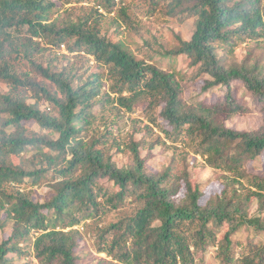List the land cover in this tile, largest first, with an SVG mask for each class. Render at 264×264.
Returning a JSON list of instances; mask_svg holds the SVG:
<instances>
[{"label": "trees", "instance_id": "1", "mask_svg": "<svg viewBox=\"0 0 264 264\" xmlns=\"http://www.w3.org/2000/svg\"><path fill=\"white\" fill-rule=\"evenodd\" d=\"M123 2L0 0V83L8 87L0 92V230H11L0 239V264H33L27 258L76 264L80 229L90 222L97 253L117 264H204L210 250L212 264H264V176L247 168L264 152V119L253 131L225 126L231 117L250 113L251 105L264 113V53H249L242 63L235 56L242 44L264 45V0L170 1L167 12H176L179 21L195 19V30L174 49L155 52L166 59L164 69L153 56L138 59L108 37V29L132 23L125 7L119 8L122 21L115 15ZM62 45L68 54L93 58L101 72L84 80L74 64L53 66L58 57L45 66L38 60ZM181 58L185 72L178 69ZM235 83L243 95H233ZM189 88L201 99L188 104ZM211 89L223 98L207 103ZM40 102L47 107L39 108ZM141 103L149 122H166L165 138L182 143L178 150L217 172L221 190L204 206L186 172L148 171L140 149L166 144L151 143L148 125L142 141L117 144L113 129L107 131L127 156L125 166H116L99 147L106 140L88 139L96 105L101 111L114 104L130 114ZM27 122L39 131H29ZM31 150L29 168L13 162ZM47 173L52 194L35 201L32 189ZM181 180L185 197L178 196ZM110 215L115 222L99 226Z\"/></svg>", "mask_w": 264, "mask_h": 264}, {"label": "rangeland", "instance_id": "2", "mask_svg": "<svg viewBox=\"0 0 264 264\" xmlns=\"http://www.w3.org/2000/svg\"><path fill=\"white\" fill-rule=\"evenodd\" d=\"M122 4H118L115 10V15L120 21L123 20L120 9L125 7L126 13L131 18V25L127 27L125 24L117 28V32L114 28L108 29V37L112 42L122 41L127 49L132 52L138 59L144 57L151 58L160 63L161 68L164 69L167 65L166 59L163 60L161 56H156L155 52L159 53L162 50L169 51L174 49L180 40L188 41L194 33L195 19H188L179 21L176 12L170 15L167 12V5L172 0H123ZM159 2L156 6L155 4ZM155 5V11L153 5ZM111 15L105 20L104 24H110ZM114 27V26H113ZM106 31V29L104 30ZM54 47L52 51H45L40 53L37 57L39 61H42L43 65L49 64V60L54 57H58L59 62L54 60L53 66H57L58 69L65 67L68 62L74 64L80 73L84 74V80L89 75L96 72H101V69L97 67V63L93 58L85 56L83 54H68L66 46ZM249 53H264V45H256L255 43H248L240 45L236 51L235 56L238 63H242L243 59H246ZM62 55H68V60H63L60 57ZM178 69L185 72L187 70L186 65L183 63V59H179ZM166 63V64H165ZM182 63V64H181ZM239 83L233 85V95L241 96L244 94V89L239 86ZM107 89L106 83L104 84V90ZM8 91V87L4 83H0V92L5 93ZM32 95L28 93V97ZM223 94L220 90L211 89L208 91L206 99L207 103H214L217 100H221ZM186 101L189 103L195 102L201 99L198 91L188 89L185 95ZM250 102L249 98H246ZM27 103H35L34 100L28 99ZM40 108L47 107L46 102H40L37 104ZM101 104L96 105L94 114H96V120L94 121L91 130L88 133V139L98 137L102 141L106 140L107 143L103 146L100 144V148H104L107 155L111 156V160L116 166H125L128 164V158L118 152V143H128L132 141H142L145 137L146 131L143 129L145 125L152 128L150 138L151 143H156L158 140L165 141V145L155 144L153 149L148 152L146 149L141 148V157L146 159V166L148 171L163 172L165 168L172 167L173 173L182 174L186 172L188 175V181L191 184V188L198 187L202 193L200 199V205L204 206L209 199L215 197L221 190L217 182V172L213 169L202 166V159L199 156H195L186 150H178L182 143L173 144L171 139H166L163 131H169V126L165 121L160 118L156 119L155 124L148 121L145 112L144 103L135 106L134 113H125L115 109L114 104H108L100 111ZM100 108V109H99ZM251 112L245 115H236L231 117L225 122V126L229 129L236 131H253L262 125L264 119V113L258 111L251 105ZM158 114V113H157ZM29 131H39V127L34 122H27L24 124ZM110 127L113 129V136L116 138V143L113 144V139L108 137L107 131H110ZM105 135V136H104ZM104 136V137H102ZM53 137H57L54 135ZM148 138H146L147 140ZM100 140V141H101ZM101 141V142H102ZM103 143V142H102ZM150 143V144H151ZM176 146L177 148H172ZM34 151L31 150L28 153H23L20 157H14L13 162L16 165L22 163V166L29 168L32 162V155ZM176 161V164H173ZM174 165V167H173ZM248 171L257 176H264V152L261 156L254 161H251L247 165ZM27 181V180H26ZM52 181L51 173H47L43 176L37 186L33 190V198L35 201H45L52 194ZM187 188L183 180L180 181V192L178 196L185 197L187 194ZM133 206V205H128ZM116 220L115 215L105 217L99 222V226L112 224ZM93 222L88 223L87 227L80 229L82 233V242L78 249H76V255L78 261L76 264H117L111 262L110 258H107L104 254L97 253L95 248V235L96 232ZM11 230L9 227L0 230V239H6L10 236ZM34 237L35 235H32ZM260 242L259 239H256ZM236 248L235 251H238ZM214 251L210 250L206 255V261L204 264H212ZM31 260L33 264H38L35 259L27 258ZM216 264V263H215ZM217 264L218 261H217Z\"/></svg>", "mask_w": 264, "mask_h": 264}, {"label": "clouds", "instance_id": "3", "mask_svg": "<svg viewBox=\"0 0 264 264\" xmlns=\"http://www.w3.org/2000/svg\"><path fill=\"white\" fill-rule=\"evenodd\" d=\"M61 47H64L63 45Z\"/></svg>", "mask_w": 264, "mask_h": 264}]
</instances>
